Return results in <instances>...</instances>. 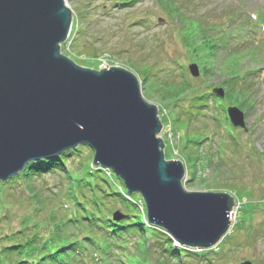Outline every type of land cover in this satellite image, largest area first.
Masks as SVG:
<instances>
[{"label":"water","instance_id":"obj_1","mask_svg":"<svg viewBox=\"0 0 264 264\" xmlns=\"http://www.w3.org/2000/svg\"><path fill=\"white\" fill-rule=\"evenodd\" d=\"M73 19L66 0H0V181L31 161L89 145L96 165L142 194L150 223L182 245L216 246L231 225L235 197L184 188L186 166L165 158L159 108L144 98L139 77L118 65L82 66L61 52ZM190 70L201 74L198 62ZM227 111L234 126L247 129L239 106Z\"/></svg>","mask_w":264,"mask_h":264},{"label":"rangeland","instance_id":"obj_2","mask_svg":"<svg viewBox=\"0 0 264 264\" xmlns=\"http://www.w3.org/2000/svg\"><path fill=\"white\" fill-rule=\"evenodd\" d=\"M66 1L74 19L71 35L63 43L61 52L82 66L101 69L118 65L134 72L139 77L144 98L159 108L163 123L159 136L165 142V158L180 159L186 166V175L182 180L184 188L188 191H227L235 197L230 211V215L234 211L235 216L230 219L231 225L223 236L224 239L230 235L226 238L230 244L228 254L221 256L211 253L209 257L213 259L212 263L199 261L194 256L184 257L183 261H190L191 264H238L249 259L254 264H264V24L261 23L260 30L259 23L247 22L251 20L250 15L264 14V0H172L180 10V17L184 18L181 21L170 16L158 0H138L126 6L119 4V0ZM229 14L233 15L231 31L240 34L234 38L239 41L236 45L230 44V48L233 53L238 50V54L244 52L239 58V67L240 72L245 74L241 81L243 86L248 87L249 94L248 99L243 97V106L232 101L229 104L239 106L246 115L247 129L241 127L234 130L237 141L230 137L225 128L217 127L213 117L217 113L213 108L204 110L187 129L175 125L173 118L176 114L169 103L152 90L146 92L142 73L137 70L151 66L154 78L161 81L175 78L184 71L193 79L192 82L200 83L202 75H192L190 65L195 61L189 56V50L180 37L181 33L187 31L183 29L182 21L208 23L220 18L226 21ZM261 17L264 19L263 15ZM73 36L75 38L72 39ZM230 52L226 47L218 50L215 70L218 74L211 75L213 89L222 87L226 91L221 82L227 78L220 71L225 73L229 69L227 65L234 64V55L233 62L226 58L232 54ZM195 130L204 134L209 131L211 138L205 139L197 147L184 149L185 139ZM222 134L227 139L225 146L222 144ZM194 153L200 156V161H195V157L189 158ZM88 154L89 150H84V156ZM210 157L213 158L210 167L202 164ZM69 164L76 169L81 165L78 159L69 161ZM64 175L63 172H50L44 177H36L33 182L42 189L38 193L51 200V206L59 203L60 199L62 203L69 202L66 196L61 198L60 194L68 186V179ZM14 186L13 189L7 187L6 196L13 202L15 212L21 217L33 212L35 221L44 222L51 214L49 208L33 211L35 206L28 197V187ZM0 223L6 225L5 222ZM148 241L152 243L153 239L150 237ZM156 253L154 256L160 258L159 252ZM173 262L177 263L176 258H173ZM153 264H158V260L154 258Z\"/></svg>","mask_w":264,"mask_h":264},{"label":"trees","instance_id":"obj_3","mask_svg":"<svg viewBox=\"0 0 264 264\" xmlns=\"http://www.w3.org/2000/svg\"><path fill=\"white\" fill-rule=\"evenodd\" d=\"M137 1L118 2L126 6ZM158 3L177 21L184 19L180 17V10L172 0H158ZM262 15H250L251 20L247 22L259 23L261 30V23L264 24ZM232 17L229 14L226 21L220 18L208 23L199 20H191L190 23L182 21L183 29L187 31H182L180 37L189 50V56L200 65V83L192 82L193 79L184 71L175 78L161 81L154 78L151 66L146 65L137 70L142 73L146 92L152 90L169 103L176 114L173 118L175 125L187 129L204 110L213 108L214 113H217L213 115L217 127L225 128L230 137L237 141L234 133L237 127L229 119L227 106L232 102L243 106L242 102L244 98L248 99L249 94L248 87L243 86L241 81L245 74L240 72L239 58L244 52L238 54V50L233 53L230 48V44L236 45L239 41L234 38L240 36L239 32L231 31ZM224 47L232 53H228L230 55L226 57L227 60L229 58L233 62L234 55L235 62L227 65L229 69L225 73L220 71L227 78L221 82L226 88L225 97H221L213 91L211 75L218 74L215 72L218 50ZM252 54L256 55L253 51ZM208 132L204 134L195 130L189 133L183 143L184 149L197 147L205 139L211 138ZM221 137L225 146L227 139L223 134ZM86 149L89 154L84 156ZM193 157L195 161H200L199 155L194 153L189 158ZM76 159L81 163L78 169L69 164V161ZM204 162L202 164L210 167L213 158ZM50 172L65 173L68 186L60 194L61 198L66 196L69 202L62 203L60 199L59 203L51 206V200L38 193L42 189L33 182L36 177H44ZM14 185L28 187V197L35 206L33 211L49 208L51 214L44 222L35 221L33 212L22 217L15 212L13 202L6 196L7 187L13 189ZM140 199V194L130 192L124 180L113 170L94 163V150L89 145H79L60 155L31 161L19 174L0 183V222L6 223H0V264H153L154 258L158 264H191L190 261H183V258L194 256L199 261L212 263L213 259L209 257L211 253L221 256L228 254L227 247L230 244L226 238L230 235L220 242L217 249L191 251L176 246L168 232L149 223L148 213L142 209ZM117 210H121L124 217L116 219ZM150 237L152 243L148 241ZM156 252H159L160 258L154 256ZM173 258H176L177 263L173 262Z\"/></svg>","mask_w":264,"mask_h":264},{"label":"bare ground","instance_id":"obj_4","mask_svg":"<svg viewBox=\"0 0 264 264\" xmlns=\"http://www.w3.org/2000/svg\"><path fill=\"white\" fill-rule=\"evenodd\" d=\"M234 216H235V213H234V211H232V212H231V215H230V219H233Z\"/></svg>","mask_w":264,"mask_h":264}]
</instances>
